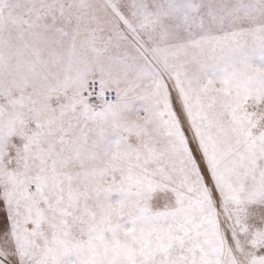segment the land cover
Wrapping results in <instances>:
<instances>
[{"label": "snow or ice", "instance_id": "6c2138e0", "mask_svg": "<svg viewBox=\"0 0 264 264\" xmlns=\"http://www.w3.org/2000/svg\"><path fill=\"white\" fill-rule=\"evenodd\" d=\"M0 264H264V0H0Z\"/></svg>", "mask_w": 264, "mask_h": 264}]
</instances>
